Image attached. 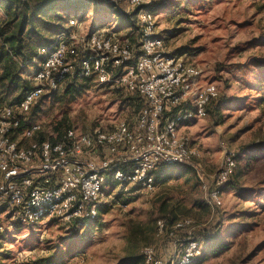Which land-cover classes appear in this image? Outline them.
Masks as SVG:
<instances>
[{
  "label": "rangeland",
  "instance_id": "374dc122",
  "mask_svg": "<svg viewBox=\"0 0 264 264\" xmlns=\"http://www.w3.org/2000/svg\"><path fill=\"white\" fill-rule=\"evenodd\" d=\"M81 1L64 24L68 33L116 34L137 51L140 12L152 10L168 52L198 66L200 83L218 87L220 113L215 102L207 116L183 125L198 153L193 166L159 168L151 190L131 186L120 192L117 184L108 183L114 198L100 206L92 229L53 218L0 233V264H142L137 257L146 245L161 264H179L187 241L195 237L203 254L194 251L202 256L193 264H264V0H145L134 10L129 0ZM30 71L23 74L28 82ZM21 90L0 84V106L12 103ZM137 104L142 103L125 87L93 75L72 93L67 82L47 92L35 103L29 122L41 126L34 139L55 141L69 128L89 132L112 129L121 120L134 123ZM15 138L22 145L31 140L20 134ZM231 153L236 174L218 185L217 175ZM215 189L218 199L212 200ZM172 214L178 218L168 225ZM183 219L193 227L174 228ZM159 220L165 223L163 232L157 229ZM199 233H208L207 239ZM215 244H221L219 249L210 247Z\"/></svg>",
  "mask_w": 264,
  "mask_h": 264
},
{
  "label": "built area",
  "instance_id": "2783aa9c",
  "mask_svg": "<svg viewBox=\"0 0 264 264\" xmlns=\"http://www.w3.org/2000/svg\"><path fill=\"white\" fill-rule=\"evenodd\" d=\"M145 3L129 0L133 10ZM139 21L138 51L129 39L116 34H60L55 44L41 49L45 56L31 73L32 88L19 101L0 106V233L41 219H94L100 206L114 198L106 189L108 183L117 184L120 192L131 186L151 190L160 166H193L198 153L182 128L207 116L210 104L219 97L218 87L200 83L198 66L168 52L152 10L143 9ZM76 74L96 75L102 83L137 91L146 102L137 120H121L112 129L89 132L69 128L55 141L34 139L41 126L29 122L33 106ZM19 134L30 142L22 145L15 138ZM236 167L231 153L217 184L228 183ZM218 195L215 189L210 198L217 200ZM190 222L183 219L174 228ZM157 229L164 231V221H157ZM199 247L196 239H190L179 264H193ZM142 255L144 264H161L150 245L143 247Z\"/></svg>",
  "mask_w": 264,
  "mask_h": 264
},
{
  "label": "trees",
  "instance_id": "16d2710c",
  "mask_svg": "<svg viewBox=\"0 0 264 264\" xmlns=\"http://www.w3.org/2000/svg\"><path fill=\"white\" fill-rule=\"evenodd\" d=\"M58 2L67 3L68 5L58 6ZM81 4H83L81 0H0V84L16 88L21 87L22 89L21 93L15 97L12 103L22 99L25 93L32 88L33 84L31 80L30 82L24 80L23 74L29 70L33 72L37 68L38 63L45 56L41 52V49L55 44L60 34H70L65 29L64 24L73 17L72 6L77 7ZM138 27L140 29V25ZM83 78L79 74H76L67 81V92L72 93V91L78 90ZM127 92L132 98H136L142 103L141 105H136V110L140 112L146 104V102H143L145 99L137 91ZM219 98L220 96L212 102L218 103L216 106L218 113H220L221 108V104L218 102ZM163 166L165 165L160 166V168ZM236 170L233 176L236 174ZM117 200H119L118 197L113 202ZM98 216L94 219L87 217L77 218L71 222L76 229H79V226L92 229L98 222ZM177 218L175 214H172L168 225L173 224ZM186 226L180 230L185 231L193 227L191 224ZM207 234L199 233V236H202V239L206 240ZM192 239L198 241L196 237ZM220 245L215 244V246L210 247L219 249ZM201 256L197 257V259L201 258ZM137 259L144 264L142 254Z\"/></svg>",
  "mask_w": 264,
  "mask_h": 264
}]
</instances>
